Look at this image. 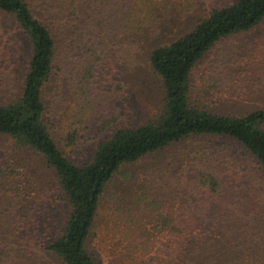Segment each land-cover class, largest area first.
I'll use <instances>...</instances> for the list:
<instances>
[{
  "label": "trees",
  "instance_id": "obj_1",
  "mask_svg": "<svg viewBox=\"0 0 264 264\" xmlns=\"http://www.w3.org/2000/svg\"><path fill=\"white\" fill-rule=\"evenodd\" d=\"M217 1L0 0L30 47L16 79V44L0 35V264H95L87 241L102 200L136 228L126 264H264V103L209 108L264 95V0ZM200 6L190 29L149 50L161 104L133 123L116 69L133 70L142 38ZM187 138L176 167L129 175L117 197L123 164ZM31 154L51 182L26 176ZM59 203L55 228L47 210Z\"/></svg>",
  "mask_w": 264,
  "mask_h": 264
},
{
  "label": "rangeland",
  "instance_id": "obj_2",
  "mask_svg": "<svg viewBox=\"0 0 264 264\" xmlns=\"http://www.w3.org/2000/svg\"><path fill=\"white\" fill-rule=\"evenodd\" d=\"M232 0H218L216 5L229 3ZM206 13V8L200 6L195 12L191 14H185L182 17H170L160 25V30L156 35L149 38H142L141 44L143 51L140 52L138 61L133 70L127 71L116 69V73L121 77L127 85V95L124 99H121L119 104L122 109L128 108L129 113L132 115L131 121L137 123L144 118L150 117L161 104V88L157 75L152 71L150 64L148 63L147 56L149 50L163 43L168 42L170 39L184 33L190 29L196 20ZM10 20L0 14V35L6 36L5 38L11 40V45L16 47L17 52H13V69L15 72V78H20L24 72V66L27 62L30 53L29 42L25 35L22 34ZM259 33L258 28L245 32L236 39L241 43L246 42L254 34ZM194 89L190 96L192 100L197 98L198 84L194 79ZM255 94H246L241 97H233L232 99L222 98L216 105H210L212 110H218L219 108H226L232 112H241L245 107L252 106L256 103H264V95L260 98ZM221 110V109H220ZM6 139V138H5ZM193 139V138H192ZM191 138L181 140L177 143H172L165 146L161 150L148 153L136 161L123 164L119 171L116 173L111 183L116 190H119L117 197L125 199L128 195L126 188L123 184H126L129 175L141 177L142 173L148 168H154L156 166H165L168 164L173 167L178 161H182L187 145L192 143ZM0 141L4 142V138L0 136ZM6 144V142H4ZM62 145V144H61ZM60 145V146H61ZM87 147V146H86ZM64 152L71 158L75 159V155L70 151L68 147L62 146ZM86 149V148H85ZM88 149V147H87ZM87 153V150L85 151ZM25 174L35 184L39 182H51L52 178L50 171L42 166L35 160L34 155L31 154V160L29 165L26 164ZM121 190L124 193H121ZM117 205V202L115 203ZM109 205L107 200H102L99 204L95 222L93 228L88 236V251L92 255L95 264H126L128 261L124 257V253L127 251L126 246L129 240L128 233L136 232V228H125L121 223L118 212H116V206ZM48 205L47 213L50 216L48 220L53 227L57 228V223L66 212V207L59 203L57 205ZM142 251L135 252L134 255H141ZM148 254V255H147ZM152 254H160L155 252V249H151L144 255L145 260L148 261V256ZM155 259H152V261Z\"/></svg>",
  "mask_w": 264,
  "mask_h": 264
}]
</instances>
